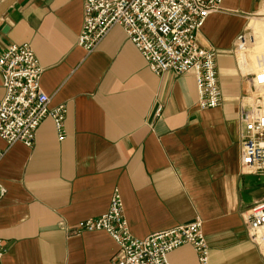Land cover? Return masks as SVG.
Instances as JSON below:
<instances>
[{
    "label": "crops",
    "instance_id": "0c3cea01",
    "mask_svg": "<svg viewBox=\"0 0 264 264\" xmlns=\"http://www.w3.org/2000/svg\"><path fill=\"white\" fill-rule=\"evenodd\" d=\"M260 8L261 0H223L206 19L198 43L216 54L221 105L201 111L194 76L154 75L121 27L91 53L79 47L83 0H16L0 16V54L9 44L32 47L48 108L66 107L65 137L46 118L31 148L0 139V264H114L108 235L72 232L104 215L116 189L132 237L199 219L209 264H264L247 228L264 177L240 170L248 103L233 55ZM168 260L199 264L190 245Z\"/></svg>",
    "mask_w": 264,
    "mask_h": 264
},
{
    "label": "built area",
    "instance_id": "2783aa9c",
    "mask_svg": "<svg viewBox=\"0 0 264 264\" xmlns=\"http://www.w3.org/2000/svg\"><path fill=\"white\" fill-rule=\"evenodd\" d=\"M5 0H0V4ZM223 0H83V25L77 45L91 53L109 33L119 26L127 40L156 76L172 72L192 74L197 89L199 110L221 105L216 70V54L202 48L198 36L206 19L222 11ZM254 34L246 29L234 43L237 69L246 82L243 99L248 108L240 109L243 125L240 144V170L244 175L264 177V54L249 52ZM0 74L4 96L0 100V139L7 147L22 144L31 148L36 132L46 118L52 120L59 141L65 137L66 107L48 108L49 98L40 87L42 68L29 44H9L0 54ZM161 114V108L156 115ZM4 152L0 150V160ZM5 189L0 184V199ZM248 238L264 256V200L247 214ZM103 232L117 247L114 264H170L168 255L190 245L199 264H209V247L202 223L176 226L144 239L132 237L127 228L123 203L114 190L107 212L78 223L72 234ZM6 249L0 241V261Z\"/></svg>",
    "mask_w": 264,
    "mask_h": 264
},
{
    "label": "rangeland",
    "instance_id": "374dc122",
    "mask_svg": "<svg viewBox=\"0 0 264 264\" xmlns=\"http://www.w3.org/2000/svg\"><path fill=\"white\" fill-rule=\"evenodd\" d=\"M254 25V26H252ZM247 29L254 34L255 45L253 50L249 52V57L247 60L252 59V53L261 52L264 54V0H261V8L256 16L252 17L247 25Z\"/></svg>",
    "mask_w": 264,
    "mask_h": 264
},
{
    "label": "water",
    "instance_id": "95a60500",
    "mask_svg": "<svg viewBox=\"0 0 264 264\" xmlns=\"http://www.w3.org/2000/svg\"><path fill=\"white\" fill-rule=\"evenodd\" d=\"M16 0H5L0 4V16L15 2Z\"/></svg>",
    "mask_w": 264,
    "mask_h": 264
}]
</instances>
